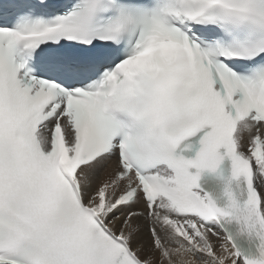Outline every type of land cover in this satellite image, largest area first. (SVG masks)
Instances as JSON below:
<instances>
[{
    "label": "snow or ice",
    "instance_id": "snow-or-ice-1",
    "mask_svg": "<svg viewBox=\"0 0 264 264\" xmlns=\"http://www.w3.org/2000/svg\"><path fill=\"white\" fill-rule=\"evenodd\" d=\"M0 264H264V0H0Z\"/></svg>",
    "mask_w": 264,
    "mask_h": 264
}]
</instances>
